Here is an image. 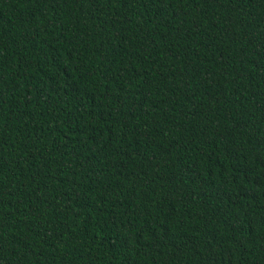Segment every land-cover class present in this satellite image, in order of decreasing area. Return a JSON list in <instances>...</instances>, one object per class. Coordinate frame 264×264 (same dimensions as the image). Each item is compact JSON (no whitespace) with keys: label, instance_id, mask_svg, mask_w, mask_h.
I'll return each mask as SVG.
<instances>
[{"label":"trees","instance_id":"obj_1","mask_svg":"<svg viewBox=\"0 0 264 264\" xmlns=\"http://www.w3.org/2000/svg\"><path fill=\"white\" fill-rule=\"evenodd\" d=\"M0 264H264V0H0Z\"/></svg>","mask_w":264,"mask_h":264},{"label":"snow or ice","instance_id":"obj_2","mask_svg":"<svg viewBox=\"0 0 264 264\" xmlns=\"http://www.w3.org/2000/svg\"><path fill=\"white\" fill-rule=\"evenodd\" d=\"M49 2H54V0H49ZM107 3H112V0H106ZM209 3H211L213 6L219 2V0H208ZM225 3H232L233 0H224ZM0 253H2V244H0ZM2 258V257H0Z\"/></svg>","mask_w":264,"mask_h":264}]
</instances>
